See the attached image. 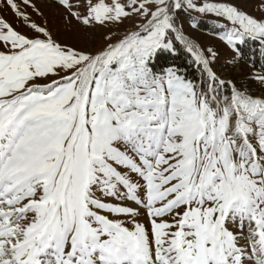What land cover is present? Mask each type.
Returning a JSON list of instances; mask_svg holds the SVG:
<instances>
[{
  "label": "snow or ice",
  "instance_id": "snow-or-ice-1",
  "mask_svg": "<svg viewBox=\"0 0 264 264\" xmlns=\"http://www.w3.org/2000/svg\"><path fill=\"white\" fill-rule=\"evenodd\" d=\"M255 7L0 0V264H264V63L223 74L264 59Z\"/></svg>",
  "mask_w": 264,
  "mask_h": 264
},
{
  "label": "rangeland",
  "instance_id": "rangeland-1",
  "mask_svg": "<svg viewBox=\"0 0 264 264\" xmlns=\"http://www.w3.org/2000/svg\"><path fill=\"white\" fill-rule=\"evenodd\" d=\"M208 2H222V0H208ZM233 3H240L244 10L252 14L253 16H259L262 13L257 10L255 7L257 0H231ZM30 11V9H29ZM45 15L48 17L50 21L54 19L52 9H44ZM5 15L8 19L12 18V15L10 12H5ZM189 17H195L196 23L198 24V27L196 29H193L189 26ZM181 18L184 21V27L186 33L190 36V38H194L196 41H198L201 45H212L218 52L219 57L217 59L216 64L214 65L216 71L221 72L223 70V67L227 61V59L234 55L233 52L229 51V49L225 46L224 43H222L215 35V32L222 31V29L214 27V22H220L227 24L226 21L223 20V18L215 17L211 14H200L195 11H192L190 13H182ZM32 19L36 20L37 23H44L45 17H37L33 14ZM55 19L58 20V17ZM21 31H27L26 28H21ZM62 30V26H61ZM239 72L231 71V72H223L224 75H231L233 78L237 80H242L247 76V74L252 73L254 71H258L255 69H252L250 66H248L246 63H243L240 61L239 63ZM250 86L254 91H258L260 86L256 82H250Z\"/></svg>",
  "mask_w": 264,
  "mask_h": 264
},
{
  "label": "trees",
  "instance_id": "trees-1",
  "mask_svg": "<svg viewBox=\"0 0 264 264\" xmlns=\"http://www.w3.org/2000/svg\"><path fill=\"white\" fill-rule=\"evenodd\" d=\"M177 49H178V55L175 58V63L182 65L184 67H188L190 75L196 76L195 66L194 65L190 66L189 54L185 52L184 49L180 45H177ZM242 50L244 53V58L241 59V62L246 63V61H248L250 58V45L244 46ZM254 60H255L254 66L248 63L246 64L250 66L252 69L260 71V66L262 63H264V59L261 58L259 51L256 52Z\"/></svg>",
  "mask_w": 264,
  "mask_h": 264
}]
</instances>
